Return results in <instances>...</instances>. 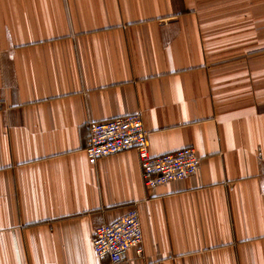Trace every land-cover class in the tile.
Listing matches in <instances>:
<instances>
[{"label": "crops", "instance_id": "obj_1", "mask_svg": "<svg viewBox=\"0 0 264 264\" xmlns=\"http://www.w3.org/2000/svg\"><path fill=\"white\" fill-rule=\"evenodd\" d=\"M132 113L197 173L89 164L88 123ZM130 207L121 264H264V0H0V264H110L93 231Z\"/></svg>", "mask_w": 264, "mask_h": 264}, {"label": "built area", "instance_id": "obj_2", "mask_svg": "<svg viewBox=\"0 0 264 264\" xmlns=\"http://www.w3.org/2000/svg\"><path fill=\"white\" fill-rule=\"evenodd\" d=\"M85 154L89 164L99 158L134 149L137 153L141 181L146 190L195 175L200 158L193 148H182L174 153L151 156L148 151V132L141 115L132 113L102 122H89ZM92 254L106 258L110 264H121L129 250L143 258V240L139 215L130 207L123 216L103 224L93 231Z\"/></svg>", "mask_w": 264, "mask_h": 264}]
</instances>
